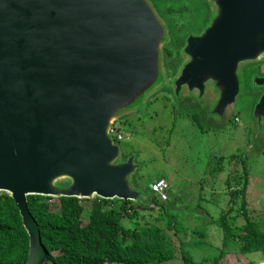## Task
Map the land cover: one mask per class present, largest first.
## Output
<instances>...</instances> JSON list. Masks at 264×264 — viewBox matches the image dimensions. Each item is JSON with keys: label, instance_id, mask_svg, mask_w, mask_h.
<instances>
[{"label": "water", "instance_id": "obj_1", "mask_svg": "<svg viewBox=\"0 0 264 264\" xmlns=\"http://www.w3.org/2000/svg\"><path fill=\"white\" fill-rule=\"evenodd\" d=\"M208 1L209 25L186 38L167 82L165 26L147 0H0V194L28 233L25 264L47 257L28 196L141 198L135 159H122L109 130L161 83L209 92L216 119L234 104L241 67L264 58V0Z\"/></svg>", "mask_w": 264, "mask_h": 264}, {"label": "rangeland", "instance_id": "obj_2", "mask_svg": "<svg viewBox=\"0 0 264 264\" xmlns=\"http://www.w3.org/2000/svg\"><path fill=\"white\" fill-rule=\"evenodd\" d=\"M147 1L165 26L166 39L159 45V54L165 81L167 76L170 81L181 66V50L186 38L201 33L209 25L212 18L211 6L208 0ZM256 65L257 63H253L241 67V89L243 82L246 84L248 75H254V83L258 80ZM251 89L256 88L245 85L244 90L251 96L240 93L228 111L216 119L209 114L212 107V96L209 92L206 91L202 96L199 93L188 92L176 95L173 89L161 83L148 94L144 104L125 114H133L135 118L133 131L121 122L120 119L124 115L117 117L114 122L115 125H119L118 130L122 136L121 141L114 143L124 152L126 151L124 146L131 147L133 140L129 137L133 132L135 142L133 157L138 171L130 177V182L133 181L134 184L135 180L142 183L144 189L140 187L139 190L144 194L149 183L165 170L176 171L192 178L194 183H182L180 191L174 193L172 188L168 190V199L163 204L169 212L179 217L182 224L193 228L201 225L203 221L192 220L193 218L184 214L191 215L193 212L192 217L199 216L210 222L211 219H216L223 209H227L226 183L233 184L231 181L234 172L236 175L241 173L239 165L228 161L230 156L236 154L239 161L244 160L248 172L245 192L247 212L251 219L264 222V138L263 132L258 129L253 110L256 106L257 92H251L254 91ZM145 144L152 148L158 146L159 149H152L156 155L148 156L150 148L145 150ZM140 145L143 149L138 154L136 151ZM219 158L224 159L220 171L217 170ZM145 198L146 202L148 197ZM93 199L95 198L83 199L84 206ZM49 202L51 209L56 211L57 198L52 197ZM156 211L157 209L153 214H156ZM145 214L144 221H138L140 224L137 226L140 229L152 223L150 218L148 219V214ZM121 224L134 228L133 221L132 225L126 220ZM209 226L205 241L212 248L220 247L221 231L215 225ZM261 226L264 227V223ZM183 235L188 236L189 232ZM222 263L264 264V258L259 253L242 256L230 251Z\"/></svg>", "mask_w": 264, "mask_h": 264}, {"label": "trees", "instance_id": "obj_3", "mask_svg": "<svg viewBox=\"0 0 264 264\" xmlns=\"http://www.w3.org/2000/svg\"><path fill=\"white\" fill-rule=\"evenodd\" d=\"M237 157L235 154L228 159L239 165L241 173L234 172L233 184L226 183L227 209L210 222L192 217L193 212L184 214L203 221L193 228L169 212L150 188L144 194L139 190L142 200L137 201L95 198L84 206L81 199L59 197L56 211L51 209L50 197L28 196V211L47 252L44 264H223L230 251L242 256L259 253L264 258V222L251 219L247 212L248 172L244 160ZM223 162V158L218 159V171ZM155 208L157 215L153 216ZM145 213L152 223L140 229L138 221H144ZM124 220L130 225L133 221L134 228L123 226ZM209 225L221 231L220 247L212 248L205 241ZM185 232L189 235H183ZM28 250L29 237L19 211L14 201L2 193L0 264H25Z\"/></svg>", "mask_w": 264, "mask_h": 264}, {"label": "crops", "instance_id": "obj_4", "mask_svg": "<svg viewBox=\"0 0 264 264\" xmlns=\"http://www.w3.org/2000/svg\"><path fill=\"white\" fill-rule=\"evenodd\" d=\"M133 119L135 120V118H133V114H129V115H124L123 117H121V122H123L125 124V126H127L128 128L131 129V131H133ZM124 120V121H122ZM137 121V120H136ZM121 126V125H120ZM130 139H132L133 141H131V147L128 148V146H124V149L126 150V153L123 154L122 156V159H125L126 157L132 155L133 156V142H134V139H133V132L131 133V136L129 137ZM144 140V139H142ZM135 143V142H134ZM141 144V143H140ZM142 145V144H141ZM138 146L137 148V151L136 153L140 154V151L143 149L142 147ZM145 147V150H147L148 148L149 151L147 152L148 156H152L153 154L156 155V152H153L152 149L154 150H157L159 149L158 146H156L155 148H152V147H149L147 144L144 145ZM136 150V149H135ZM140 172V171H139ZM133 176V175H132ZM159 177H162L164 179H166L168 181V184H169V187L170 189L172 188L173 192L175 193L176 191H180V185L182 183H186V184H193L194 181L192 178H188L186 176H184L183 174H178L176 171L174 172H167V170H165L164 172L161 173V175ZM158 177V178H159ZM157 179V178H156ZM155 179H153L151 181V183L154 181ZM137 181V179H136ZM149 183V184H151ZM131 184H132V187L134 188H140L141 189H144V185L142 183H139V182H135L134 180V184H133V181H131ZM139 184V185H138ZM177 184V185H176ZM150 185L147 186L146 190H148ZM139 190V189H138ZM146 199V198H145ZM170 204H173V203H170ZM157 208H155L156 210ZM157 215V212L156 214H154L153 216Z\"/></svg>", "mask_w": 264, "mask_h": 264}, {"label": "flooded vegetation", "instance_id": "obj_5", "mask_svg": "<svg viewBox=\"0 0 264 264\" xmlns=\"http://www.w3.org/2000/svg\"><path fill=\"white\" fill-rule=\"evenodd\" d=\"M180 61H181V58H180ZM256 63H257L256 68L258 69V73L256 75H258V80H260V79L262 80V79H264V58H262L261 60H259ZM251 64H253V63H251ZM246 65H249V64H246ZM253 78H254V75H252V74H251V76L250 75L247 76L246 81H245L246 84H244V82H243V88L241 89V94L246 93V94L250 95V93L247 90H244L245 85H252L253 87L256 88V89H251V90H254L251 92H255V91L257 92L258 97H257L255 103L257 104V103L261 102L260 109H259V118L258 119L256 118V122H257V126H258L259 131L263 132L262 136L264 138V84L260 83V84L256 85L257 86L256 87ZM166 79H167L166 81L168 82L169 77L167 76ZM254 123H255V120H254Z\"/></svg>", "mask_w": 264, "mask_h": 264}, {"label": "built area", "instance_id": "obj_6", "mask_svg": "<svg viewBox=\"0 0 264 264\" xmlns=\"http://www.w3.org/2000/svg\"><path fill=\"white\" fill-rule=\"evenodd\" d=\"M119 125L113 124L109 130V137L112 138L113 141H121L122 136L118 130ZM120 129V128H119ZM150 189L152 193H154L161 201H164L167 199V196L165 194L166 190L168 189L167 183L163 179H155L150 184Z\"/></svg>", "mask_w": 264, "mask_h": 264}, {"label": "bare ground", "instance_id": "obj_7", "mask_svg": "<svg viewBox=\"0 0 264 264\" xmlns=\"http://www.w3.org/2000/svg\"><path fill=\"white\" fill-rule=\"evenodd\" d=\"M159 179H163L166 183H167V185H168V189L166 190V192H165V194H166V196H167V191L169 190V184H168V182L164 179V178H159ZM149 188H150V186H149ZM150 191H151V189H150ZM140 192V191H139ZM151 193H152V191H151ZM153 195H155L154 193H152ZM156 196V195H155ZM157 197V199L160 201V202H165V201H167V199H168V197H167V199L166 200H164V201H161L159 198H158V196H156Z\"/></svg>", "mask_w": 264, "mask_h": 264}]
</instances>
